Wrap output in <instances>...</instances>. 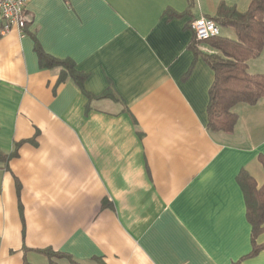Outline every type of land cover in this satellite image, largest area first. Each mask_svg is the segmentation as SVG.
Listing matches in <instances>:
<instances>
[{
    "label": "crops",
    "instance_id": "0c3cea01",
    "mask_svg": "<svg viewBox=\"0 0 264 264\" xmlns=\"http://www.w3.org/2000/svg\"><path fill=\"white\" fill-rule=\"evenodd\" d=\"M196 1L30 0L26 30L0 33V150L22 143L0 164V264H50L43 249L76 264H264L238 182L245 170L264 185V99L234 108L232 134L209 131L215 74L189 25L220 3ZM37 49L72 60L84 92Z\"/></svg>",
    "mask_w": 264,
    "mask_h": 264
},
{
    "label": "trees",
    "instance_id": "16d2710c",
    "mask_svg": "<svg viewBox=\"0 0 264 264\" xmlns=\"http://www.w3.org/2000/svg\"><path fill=\"white\" fill-rule=\"evenodd\" d=\"M188 3V10H191L195 0H188ZM207 18L213 20L221 29H233L236 35L235 40L220 36L205 42H198L194 36L193 44L196 53L208 63L215 74L210 89L208 129L211 133L232 134L238 122L234 108L239 104L254 106L264 99V74L251 75L248 71V62L258 58L264 50V0H251L245 12H240L236 6L221 3L216 15ZM200 44L206 46L207 50H198L197 45ZM37 52L43 68L60 69V82L71 79L84 92L87 76L77 70L72 60L53 58L40 49H37ZM21 144L16 143L14 151L10 154L0 150V164L8 166L18 155ZM259 160L264 167V156H260ZM238 182L244 193L247 217L252 226L253 250L249 257H255L264 250V245L257 243L258 237L264 233V185L259 188L254 178L245 170L238 176ZM17 188L20 194L19 181ZM36 252L45 255L50 264H56L54 259L63 257L76 264L70 256L54 252L52 249Z\"/></svg>",
    "mask_w": 264,
    "mask_h": 264
},
{
    "label": "built area",
    "instance_id": "2783aa9c",
    "mask_svg": "<svg viewBox=\"0 0 264 264\" xmlns=\"http://www.w3.org/2000/svg\"><path fill=\"white\" fill-rule=\"evenodd\" d=\"M30 0H0V33H10L16 29L24 32L32 22V17L27 10ZM192 30L198 42H205L221 36V28L213 20L200 17L190 22Z\"/></svg>",
    "mask_w": 264,
    "mask_h": 264
},
{
    "label": "rangeland",
    "instance_id": "374dc122",
    "mask_svg": "<svg viewBox=\"0 0 264 264\" xmlns=\"http://www.w3.org/2000/svg\"><path fill=\"white\" fill-rule=\"evenodd\" d=\"M238 1H240L239 3H243L242 2L243 0H210V3L208 2V4L212 6V2L213 3L216 2V3H220V4L221 3H224L227 6H235V4ZM196 2L197 1L195 0V5L193 7V10H194V8L197 9V3ZM205 2L207 3V1H205ZM243 7H245V6H243ZM248 8H249V6H248ZM248 8H247V10H248ZM243 9H245V8H243ZM221 36L222 37L229 38V39H233V40L236 39V35H235L234 30L233 29H230V28H228V29H221ZM261 58H263V57H261ZM259 60H261V61H258V62H261V64H264V61H263L264 59H259ZM251 71H253V70H251ZM260 71H264V70H260ZM216 133H222V132H215L214 134H216Z\"/></svg>",
    "mask_w": 264,
    "mask_h": 264
}]
</instances>
